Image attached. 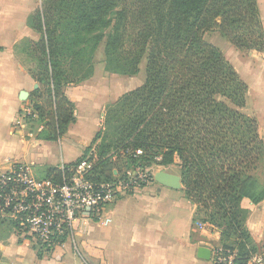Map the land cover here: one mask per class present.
I'll return each instance as SVG.
<instances>
[{
  "label": "trees",
  "instance_id": "1",
  "mask_svg": "<svg viewBox=\"0 0 264 264\" xmlns=\"http://www.w3.org/2000/svg\"><path fill=\"white\" fill-rule=\"evenodd\" d=\"M28 24L40 35L24 40L37 54L31 73L39 85L31 98L37 119L28 123L42 127L38 138L58 141L76 123L64 89L94 76L103 43L110 74L134 77L145 61L144 83L107 106L93 145L68 167L92 154L100 182L115 180L113 171L105 176L108 167L121 177L140 163L178 159L184 192L197 207L194 223L220 233L221 247L237 252L234 264L261 252L242 203L264 199V141L257 120L241 112L247 84L205 39L218 32L244 54L264 53L257 0H42ZM47 178L61 183L62 173L50 169ZM65 242H37L34 250L43 259Z\"/></svg>",
  "mask_w": 264,
  "mask_h": 264
},
{
  "label": "crops",
  "instance_id": "2",
  "mask_svg": "<svg viewBox=\"0 0 264 264\" xmlns=\"http://www.w3.org/2000/svg\"><path fill=\"white\" fill-rule=\"evenodd\" d=\"M257 2L264 26V0ZM41 3L42 0H0V170L8 171L25 164L32 168L36 178L49 179L50 169L59 173L62 166L83 158L103 127L107 106L127 92L119 93L120 80L110 77L101 80L95 70L91 79L64 89L75 106L76 123L58 141L37 137L42 127L33 128L23 122L20 113L31 103L39 85L18 57L16 48L24 40L40 39L28 21ZM216 34L217 40L209 43L222 51L247 84V102L241 111L257 120L264 141V56L256 52L244 54ZM207 35L210 33L205 39ZM22 93L29 94L26 101L22 100ZM166 172L180 176L179 160L176 159L175 169ZM259 181L264 190V173ZM242 206L248 213L245 227L264 255V199L256 205L244 200ZM196 211L197 207L183 188L172 190L156 184L119 198L107 208L108 223L94 221L82 225L73 237L74 247L73 243H66L64 248L57 247L51 256L43 259L38 258L35 243L21 238L11 227L2 226L0 261L9 264H212L211 260L199 257V250L221 246V236L210 225L195 224Z\"/></svg>",
  "mask_w": 264,
  "mask_h": 264
},
{
  "label": "built area",
  "instance_id": "3",
  "mask_svg": "<svg viewBox=\"0 0 264 264\" xmlns=\"http://www.w3.org/2000/svg\"><path fill=\"white\" fill-rule=\"evenodd\" d=\"M20 117L23 122L37 119L32 103L21 110ZM91 156L74 167L62 166L61 183L37 179L25 164L0 170V228L13 224L21 238L48 246L57 245L64 237L68 242L82 225L108 223L106 211L113 202L155 182V174L141 168L130 169L121 177L116 172L113 181L97 182ZM67 242L57 247L64 248ZM236 256L237 252L221 246L211 249L212 264H234ZM248 264H264V255H252Z\"/></svg>",
  "mask_w": 264,
  "mask_h": 264
},
{
  "label": "rangeland",
  "instance_id": "4",
  "mask_svg": "<svg viewBox=\"0 0 264 264\" xmlns=\"http://www.w3.org/2000/svg\"><path fill=\"white\" fill-rule=\"evenodd\" d=\"M211 33L210 35H207V38H206L207 42H215L218 38V34H216L217 32H211ZM25 41H22L21 43L17 45L16 53L18 57L20 58V60L23 62V64H25L29 68L30 73L34 74L37 72L36 71L37 63L35 61L37 54L36 52L34 53V50H33V47L35 45L31 43H27ZM262 54L264 56V53ZM94 62H95V70L97 71V76L99 79L104 80L106 77H110V78H117L118 80H120L118 83L120 87L119 93L128 92V91H131L133 89L140 87L146 79V62L145 61H143L140 65V69H141L140 72L136 76L131 77V78L130 77L124 78L123 76H120V75H112L108 73L105 70L104 43L103 45H101L99 50L96 52ZM140 164L142 166L141 170H147L150 174H156L157 172H162V171L166 172L167 169H170V170L175 169L176 161H173L169 164H165L163 163L162 158L159 157V158H156V160L149 166H145V164L143 163H140ZM121 169H122V166H121ZM105 170H107L104 172L105 176H107L109 173H112V171H113L114 176H116V171L118 169L117 170L116 168L113 169V167L110 169V167H108ZM123 171H124V168H123ZM127 171H125L121 176H124V174ZM43 173H42V176H45V174ZM263 173L264 171L259 173V177H261ZM156 184H157L156 182H153L150 186H147L146 188H150L152 186H155ZM67 243H73L72 246L74 247L75 240L70 239Z\"/></svg>",
  "mask_w": 264,
  "mask_h": 264
},
{
  "label": "water",
  "instance_id": "5",
  "mask_svg": "<svg viewBox=\"0 0 264 264\" xmlns=\"http://www.w3.org/2000/svg\"><path fill=\"white\" fill-rule=\"evenodd\" d=\"M37 89L38 86H36V90ZM28 96H29L28 93H22V100L26 101ZM154 180L160 186L170 188L172 190H181L183 188L181 177L168 172H163V171L157 172L154 176ZM199 257L204 258L206 260H211V250L206 248L200 249ZM0 264H9V263L0 261Z\"/></svg>",
  "mask_w": 264,
  "mask_h": 264
}]
</instances>
